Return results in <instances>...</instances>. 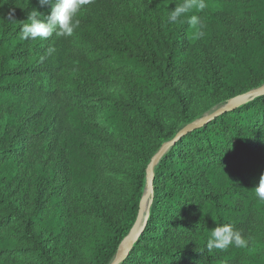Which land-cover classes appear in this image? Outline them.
I'll list each match as a JSON object with an SVG mask.
<instances>
[{"label": "trees", "instance_id": "1", "mask_svg": "<svg viewBox=\"0 0 264 264\" xmlns=\"http://www.w3.org/2000/svg\"><path fill=\"white\" fill-rule=\"evenodd\" d=\"M28 1L15 20H6V0H0V183H6L0 192V264H65L53 258L47 245L49 237L60 235L59 204L64 202L54 191L58 174L52 168L39 178L32 169L48 137H53L46 146L48 151L62 138L58 155L65 165L66 179L74 183L97 181L99 163L110 154L128 153L131 159L141 160L129 187L124 217L116 223L102 215L105 218L99 241L89 252L90 264H111L137 221L153 156L193 121L176 124L167 134L159 110L154 113L132 104L94 103L84 90L70 95L59 86V76L66 70L81 68L98 85L116 72L130 70L148 96L180 112L185 102L175 81L186 63L189 66L183 77L189 79L204 72V79L212 81L203 86L204 91L223 89L229 97H236L264 86V0H204V18L211 31L221 22L220 11L247 17L244 28L222 18V27L226 23L236 27L234 33L251 37L241 38L231 57H221L223 75L213 73L215 55L207 54L203 46L197 47L194 59L193 52L181 53L190 42L188 36L193 35L187 16L168 25L173 31H183L187 38L177 40L176 35L166 44L167 57L158 56L151 48L152 55L147 58L132 54L129 46L116 42L109 29L120 21L136 22L128 10L119 12V5L126 0H93L84 10L90 17H78L79 28L91 29L90 34L97 37L101 32L102 41L97 43V37L88 34L21 40L20 26L27 22L32 8L44 16L50 11L47 5L40 6L39 0ZM142 1L159 5L181 2ZM191 14L200 16L195 10ZM217 33L213 41L221 38V31ZM145 40L155 47L153 39ZM50 47L54 51L48 54ZM39 57L36 66L15 67L22 59ZM207 63L210 71L214 70L210 76L209 68L203 67ZM50 112L53 118L49 126H44L43 117ZM5 115L8 118L3 124ZM107 135L117 141L112 143ZM262 174L264 95L214 117L182 135L169 148L154 170L145 227L120 264H264V201L255 197ZM31 195L34 203L27 212L25 206ZM254 222L260 223L255 229ZM222 223H231L248 239V247L230 246L226 251L209 252L206 242L211 229Z\"/></svg>", "mask_w": 264, "mask_h": 264}, {"label": "rangeland", "instance_id": "2", "mask_svg": "<svg viewBox=\"0 0 264 264\" xmlns=\"http://www.w3.org/2000/svg\"><path fill=\"white\" fill-rule=\"evenodd\" d=\"M28 2V0H6L3 18L10 20V14L14 18ZM174 6L175 4L172 3L159 5L143 2L142 0H126L119 5V12L128 10L134 16L136 22L126 24L124 20L125 22L120 21L119 23L110 25L109 29L112 30V37L116 42L129 46L132 49V54H140L149 58L152 55V49H156L158 56L161 54L162 57H167L169 49L166 44L171 43L176 35L177 40L187 38L183 31L181 34L173 31L168 26L171 24L167 22L168 10H171ZM199 13L202 17L204 36L198 40H194L188 36L190 42L182 47L181 53L193 52L192 59H194L197 55L195 53L197 47L203 46L204 51L207 50V54L214 53L215 55V59L212 61L215 71H210L208 63L203 66L209 68V71H207L208 76L213 71L215 75H220L221 73L223 75L224 60H221V57H231L240 43L239 40L241 38L251 39V37L247 34L240 35L234 33L233 30H236V27L227 25L226 23L222 27V18L233 20L235 24H239L240 28H244L247 23V17L234 16L230 13L223 14L220 11L218 15H220L221 22L215 27L216 29L214 31H211L207 26L208 21L204 18L207 13V7H205L203 12ZM79 17L89 18L90 16L85 11H82ZM244 18H246L245 21ZM218 30L221 31V38L213 41L212 37L217 38ZM90 33H93V30L83 29V27L77 29L75 32V34H88L92 38L97 37L96 34L92 36ZM208 33L211 36L206 40L205 37ZM102 38L103 36L99 32V36L95 42H101ZM146 38L149 40L153 39L155 41V47H150L148 44L149 41L145 40ZM40 60V57L31 58L29 61L22 59L15 64V67L17 69H24L27 66H36ZM182 66L180 69V74L182 75L175 81V87L179 94L184 97L185 102L184 105H181L180 112L178 109L172 110V108H165L155 97L148 96L139 87L136 82L137 77L130 74V70L116 72L115 75L98 85H94L88 77V73L81 68L66 70L59 76V86L70 95L75 94L76 91L84 90L92 98L94 103L100 101L109 103L117 102L136 105L148 112L159 110L161 121L165 125V132L168 134L171 127L176 124L183 123L187 120L193 121L191 123L202 120L218 109L223 108L228 100L234 98L229 97V94L223 89H212L209 93L204 91L203 86L212 82L209 80L210 78L204 79V75H202L204 72L198 74L196 77L193 74L189 79L185 78L183 77V72L187 70L189 65L185 63ZM198 78L203 79L204 83L202 84ZM7 118V115L3 117V124H6ZM52 118V112L48 116L45 115L43 117L44 126H49ZM22 121L21 119V122H18V127ZM4 133L5 126L1 132V136ZM107 136L112 138L109 135ZM115 138H112V143L117 141ZM1 139L6 142L5 137ZM61 141L62 138L59 137L57 146L52 151H48L46 146H49L53 142V137H48L45 140L44 146H40L42 152L37 155V159L32 165V169L37 172L39 178L43 177L50 169L55 168L54 171L58 175L56 176V189L54 191L58 199L64 202V204H59L61 210L59 213L60 235L57 236V233H55L49 237L47 245L51 250V255L54 254L53 258L56 260H64L65 264H90L88 258L90 249L95 242L99 241V236L103 229V219L105 217L102 215H105L110 221L116 223L122 220L130 194L129 187L141 160L139 158L131 159L128 153H120L117 156L110 154L109 158L105 157L99 163L100 176L97 181L74 183L66 179L65 165H63L62 159L58 155ZM137 162L139 163L137 164ZM5 185L6 183H0V192L4 191ZM33 203L34 196L31 195L26 203L25 211L29 212L33 207ZM148 205L149 201L146 202L144 219L149 214ZM94 213H98L99 216ZM120 215H122L121 218ZM259 224V222H254L253 229ZM124 243L125 240L122 245Z\"/></svg>", "mask_w": 264, "mask_h": 264}, {"label": "clouds", "instance_id": "3", "mask_svg": "<svg viewBox=\"0 0 264 264\" xmlns=\"http://www.w3.org/2000/svg\"><path fill=\"white\" fill-rule=\"evenodd\" d=\"M92 3L93 0H39L40 6L47 5L50 11L44 16L37 9L32 8L28 13L27 22L20 26V39L44 41L53 36L65 39L73 37L80 27L79 14ZM205 7L204 0H181L174 8L168 10L167 22L175 24L182 17L187 16V23L193 29L192 39H201L204 36L202 18L199 15L189 14L193 10L203 12ZM42 16H44L43 19ZM9 19L15 20L11 14ZM53 51L54 49L51 47L47 50L48 54ZM255 197L259 201H264V174L261 175L259 184L255 187ZM230 246L246 248L248 247V239L235 230L231 223H222L211 229L206 242V248L209 252L213 250L226 251Z\"/></svg>", "mask_w": 264, "mask_h": 264}, {"label": "water", "instance_id": "4", "mask_svg": "<svg viewBox=\"0 0 264 264\" xmlns=\"http://www.w3.org/2000/svg\"><path fill=\"white\" fill-rule=\"evenodd\" d=\"M264 95V86H261L259 88H256L254 90L248 91L246 93L240 94L230 100H228L226 106L223 108L218 109L211 115L207 116L206 118L199 120L197 122L188 124L185 128H183L176 136V138L170 142L164 143L159 151L153 156L148 168H147V189L144 194V197L141 201L139 215L137 218V221L130 232L129 236L125 239V243L122 245V247L117 252L114 260L111 262V264H120L132 251L133 246L135 242L137 241L140 233L145 227L146 221L148 219V215L144 219V211L146 207V202L149 201L150 197L153 193V180H154V170L157 164L160 162V160L164 157L166 152L169 150L171 146H173L178 138H180L182 135H186L192 131H194L197 128H200L203 126L206 122L213 119L214 117L223 114L225 112H229L234 110L235 108L247 103L251 99L255 97H259ZM151 202H149L148 207H150Z\"/></svg>", "mask_w": 264, "mask_h": 264}]
</instances>
